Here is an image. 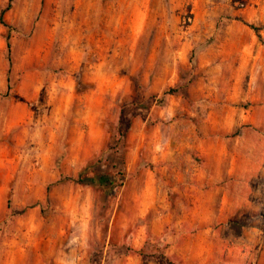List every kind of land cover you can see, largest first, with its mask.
Here are the masks:
<instances>
[{"label": "rangeland", "instance_id": "1", "mask_svg": "<svg viewBox=\"0 0 264 264\" xmlns=\"http://www.w3.org/2000/svg\"><path fill=\"white\" fill-rule=\"evenodd\" d=\"M3 10L0 264H264V0Z\"/></svg>", "mask_w": 264, "mask_h": 264}, {"label": "trees", "instance_id": "2", "mask_svg": "<svg viewBox=\"0 0 264 264\" xmlns=\"http://www.w3.org/2000/svg\"><path fill=\"white\" fill-rule=\"evenodd\" d=\"M9 9V5L6 7L5 10ZM3 13L4 10L0 12V22H3ZM250 28L257 31L255 27L252 25H249ZM8 49L10 48L9 43L7 44ZM93 162H88L84 168L80 171L77 179H75V182L90 185L92 187H102L107 184H111V176L109 174H100L94 171L93 168ZM91 174V175H89ZM120 176V173H118Z\"/></svg>", "mask_w": 264, "mask_h": 264}]
</instances>
